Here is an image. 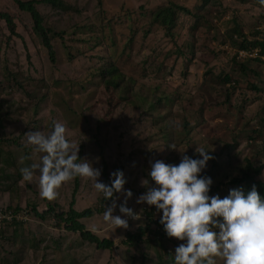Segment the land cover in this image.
<instances>
[{
	"label": "rangeland",
	"instance_id": "rangeland-1",
	"mask_svg": "<svg viewBox=\"0 0 264 264\" xmlns=\"http://www.w3.org/2000/svg\"><path fill=\"white\" fill-rule=\"evenodd\" d=\"M59 2L58 7L46 3L36 7L53 35L51 63L33 34L29 15L12 1L0 0V12L12 18L19 36H10L0 20V61L10 64L8 72L0 67V209H10L19 218L0 229V264H156L160 254L167 259L163 250L174 256L182 241L154 235L152 225L142 239L146 242L138 247L126 244L125 236L144 228L146 213L154 209L135 203L146 191L141 181L153 184L148 177L150 162L175 165L182 152L199 157L196 147L209 150L212 159L202 174L218 188L210 196L221 198L238 188L230 181L240 176L246 160L253 169L264 165V150L258 152L261 144L248 138L264 119V66L251 62L247 76H242L229 62L240 44L236 36L229 38L232 29L241 27L248 41H264V11L259 0ZM169 5L175 15L167 30L152 21V14ZM110 55L121 76L117 86H105L96 73L110 65ZM210 71L234 76L236 87L227 92L229 106L219 104L227 89L211 76L208 79ZM163 96L167 100L156 105ZM54 121L63 123L66 137L79 145V157L100 170L104 161L111 173L117 169L124 173V188L132 192L126 206L141 219L123 217L117 207L113 215L127 219V228L105 222L103 213L81 221L99 239L113 242L109 251H98L78 234L64 231L52 214L44 220L34 215L33 208L42 214L49 207L57 213L69 208L96 212L103 198L87 178L63 183L52 200L40 196L38 173L31 181L22 178L20 169L37 163L41 155L27 145L25 133L47 134ZM255 179L264 184V169ZM114 200L119 206L123 193ZM156 218L153 212L152 220Z\"/></svg>",
	"mask_w": 264,
	"mask_h": 264
},
{
	"label": "clouds",
	"instance_id": "clouds-1",
	"mask_svg": "<svg viewBox=\"0 0 264 264\" xmlns=\"http://www.w3.org/2000/svg\"><path fill=\"white\" fill-rule=\"evenodd\" d=\"M259 3L264 6V0ZM25 136L27 145L41 155L37 163L20 172L25 181H31L38 173L41 197L52 200L63 183L87 178L105 201L123 193L119 206L113 199L105 207V222L128 227L127 219L113 215L117 207L123 217L141 219L139 212L126 206L132 192L124 188V173L116 170L110 173V184L101 182V170L78 156L79 145L66 137L63 123L54 121L47 134L28 131ZM195 152L200 158L180 152L181 159L175 165L162 160L150 162L148 177L153 184L149 185L147 179L141 181L146 191L135 203L154 206L160 213L159 223L165 235L182 241L174 249V264H264V197L255 185L247 192L229 189L223 198L210 196L212 179L202 172L212 156L204 148L196 147Z\"/></svg>",
	"mask_w": 264,
	"mask_h": 264
},
{
	"label": "trees",
	"instance_id": "trees-1",
	"mask_svg": "<svg viewBox=\"0 0 264 264\" xmlns=\"http://www.w3.org/2000/svg\"><path fill=\"white\" fill-rule=\"evenodd\" d=\"M12 1L16 6L17 9L22 12L25 13L27 15H29L31 21H33V34L40 39L41 44L47 49V54L48 57L51 61V63L54 62V51L52 49V45L50 43L51 41V36H53L51 34V32L44 27L43 24V18L40 15V13L37 11L36 7L39 6L41 3H46V4H50L53 6L58 7V5H60L59 0H44L43 2H39L38 0H29V1H21V0H10ZM203 2H208V0H202ZM259 3V2H258ZM62 6H64L62 4ZM259 6L263 9L264 11V6H262L259 3ZM65 7V6H64ZM173 8L172 6L169 5V7L167 8H161L158 7L153 11V19L152 21H157L155 23H159L160 26L166 28L167 30H170L173 23H174V15L175 13L173 12ZM182 11H185L188 15H194L192 14L189 10L185 9V8H181ZM264 15V14H263ZM0 20L5 22V25L7 26L9 32H10V36L12 37H19L14 30V23L12 18L6 14V13H2L0 12ZM110 25V24H109ZM112 29V27L110 26V30ZM255 35H257V31L254 32ZM236 36V40L237 42H239L240 44H238V52H235V54L232 55L231 59H230V63H232V67L234 68L239 67V72L241 73V75L245 76L246 73H248V67H249V63L251 62H255L258 64H261L264 66V41L258 40V39H252L248 41L247 38V34H244L241 27H236L234 29H232L230 31V36L229 38L233 41V37ZM261 36V34H260ZM255 37H259V36H254ZM114 41H112V46H113ZM235 45H237L235 42H232ZM222 44H225V42H223ZM112 50V48H111ZM240 53H244V57H239ZM177 54V53H176ZM184 53L180 54V58H183ZM255 57H252L254 56ZM5 61H0V67H2V70L5 72L9 71V66L10 64L5 62ZM110 65H108V67L104 70L103 68H99L97 69V75L100 77L101 81L105 83V86L108 85H113V86H117V83L120 82L121 76L118 73V70L115 68V66L113 65V63H115V60L113 58L112 55H110ZM251 73L259 76V72H254L252 70H250ZM249 72V73H250ZM210 75L208 79H210L211 76V81H214V83H218L219 87L222 89H227L226 90V94L225 96L222 95V99L220 98V105H227L229 106V100H230V95L227 93L229 89H235L236 87V82H233L232 77L234 78V76H230V74L227 73H220V74H213L211 71L208 72ZM230 73V72H229ZM247 76V74H246ZM254 88V87H253ZM233 91V90H230ZM158 100L155 101L156 105H160V103L162 102V100H167L166 97H159L157 98ZM176 99V98H175ZM174 99V100H175ZM154 104V103H152ZM1 123H0V128H1ZM248 138H250L251 140H255L256 142H259L261 144V147L258 148V152L261 153L262 150H264V119L260 120V127L259 128H254L249 132V136ZM80 154V151H79ZM192 158H199L198 156H189ZM8 161L3 162L5 164H7ZM9 164H12L11 162H9ZM264 169V165L260 166L257 169H253L252 165L250 162H248L247 160L245 161V165L244 166H240V176L237 178H233L230 181L231 185L234 186H238V188L243 189L245 192H247L248 190L251 189L252 185L256 186V190L258 192V194L262 197H264V184L257 181L255 179V176H258L260 174V172ZM120 170V169H117ZM116 171V170H115ZM110 171L108 166L106 165V163L103 161V164L101 165V182L105 183V184H110ZM76 188V186H75ZM218 188L217 187H210V191H209V195L213 194L215 191H217ZM116 197V194H114V197L109 199V200H104V198H102L100 200V204L101 206H99V208L97 209V211H93L91 209H86L83 210L81 212H77L75 210H73L72 208H69V210L67 212H61V213H57L54 211V209L52 208H48L47 211L43 212L42 214H38L34 211V208L32 209L34 212V215L39 218L40 220H44L46 216L48 215H53L54 218H56L60 223H62L63 225V229L64 231L68 232V233H72V234H78L81 238L82 241L93 245L95 247L96 250L98 251H109L113 248V242L111 240H107V239H99L97 236H95L94 234H92L91 232H89L88 230L85 229L84 225L82 224V220H86V219H90L93 215V213L96 214H102L105 211V207L110 206L112 203V200ZM10 209H0L1 213H7L10 212ZM14 212V211H13ZM153 212H156V220L153 221L152 217H153ZM159 219H160V213L157 212L154 209L149 210L146 213V224L144 228H138L136 230V232L134 234H129L127 233L125 236L127 238V242L128 245H131V243L133 242V247H138V244L140 242L145 243V241H142V239L145 237L146 234L151 233L149 225H152L154 227H156V230H153L154 235L158 236V237H162L163 235H165L164 231H163V227L162 225L159 223ZM17 222L13 221L11 223L9 222H3V226L0 227L4 228L5 226H9V225H13L16 224ZM163 253H165L167 255V259H162V255H158L157 256V262L156 264H174V256L172 254H170V252H166L165 250H163ZM147 257L146 255L142 254V260H146Z\"/></svg>",
	"mask_w": 264,
	"mask_h": 264
},
{
	"label": "built area",
	"instance_id": "built-area-1",
	"mask_svg": "<svg viewBox=\"0 0 264 264\" xmlns=\"http://www.w3.org/2000/svg\"><path fill=\"white\" fill-rule=\"evenodd\" d=\"M18 222L19 218L18 216H16L15 214H13L12 212H7V213H1L0 212V227L3 226V222Z\"/></svg>",
	"mask_w": 264,
	"mask_h": 264
}]
</instances>
